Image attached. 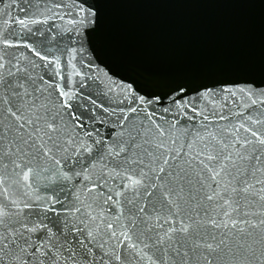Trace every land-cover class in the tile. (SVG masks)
<instances>
[{"label":"snow or ice","instance_id":"6c2138e0","mask_svg":"<svg viewBox=\"0 0 264 264\" xmlns=\"http://www.w3.org/2000/svg\"><path fill=\"white\" fill-rule=\"evenodd\" d=\"M74 8V23L81 29L72 31L79 35L95 23V11L87 0H74ZM19 24L27 27L24 19ZM80 39L82 45L85 37ZM0 43L18 46L7 40ZM30 51L48 60L34 48ZM123 90L135 97V106L120 118L119 131L110 133L112 143L103 141L104 148L93 156V145L101 141L88 142L80 137L92 133H73L62 126L57 120L61 113L50 115L44 89L27 68L0 53V264H80L81 260L95 264L96 246L103 250L100 264H264V133L245 129L250 136L241 138L237 135L244 128L241 124L230 133L233 139L210 134L211 139L193 152L195 140L178 143L177 125L187 116L185 109L200 114L196 102L189 100L201 93L183 83L163 93L141 95L131 84ZM238 91L247 96L249 106L264 105V94ZM60 95L71 99L68 93ZM202 95L207 96L208 90ZM168 101L174 115L166 122L161 118L157 123L155 110L141 107L158 103L168 113ZM61 107L70 105L64 100ZM138 108L146 112L152 128L137 125ZM132 113L137 116L129 120ZM224 119L228 117L219 115ZM203 120L211 123L209 115ZM193 174L204 195L186 209L196 199L185 196ZM41 179L71 184L69 191L79 203L55 196V190L35 202L32 191ZM81 186L89 201L86 206L77 191ZM204 201L211 203L201 214L197 209ZM104 205L109 206L110 219ZM161 206L167 207L166 214ZM36 208L39 211L30 215ZM96 208L102 210L94 214ZM49 212L57 217L56 231L49 227ZM76 233L92 245L80 255L77 249L84 242Z\"/></svg>","mask_w":264,"mask_h":264},{"label":"water","instance_id":"95a60500","mask_svg":"<svg viewBox=\"0 0 264 264\" xmlns=\"http://www.w3.org/2000/svg\"><path fill=\"white\" fill-rule=\"evenodd\" d=\"M87 3L93 6L95 23L77 35L72 30L81 26L74 23V0H0V40L18 45L5 47L0 43V53L6 60L18 61L27 68L35 84L44 89L50 115L61 113L57 120L62 126L73 133H92L80 137L88 142L101 141L93 145V156L104 148L103 141L108 140L110 133L119 131L120 118L127 114L128 108L135 106V97L123 90L129 84L141 95L163 93L178 83L201 93L189 100L196 102L200 114L185 109L187 116L177 125L178 143L187 145L195 140L193 152L211 139L210 134L217 139H233L230 133L241 124L244 128L237 132L241 138L250 136L245 129L264 133V123L252 122L264 121V105L249 106L247 96L238 91L244 88L256 96L264 94V0H87ZM20 19L25 20L27 27L19 24ZM32 20L36 22L29 23ZM81 36L85 37L82 45ZM31 48L48 60H40ZM205 89L207 96L202 95ZM61 91L71 99L61 96ZM232 91H236L235 97ZM148 98L145 96V100ZM64 100L70 107H61ZM145 106L147 112L155 110L153 119L157 123L174 115L171 101L168 113L158 103L141 105ZM137 112V125L152 128L146 112L139 108ZM213 112L215 117L211 115ZM241 112L244 115H238ZM221 114L228 119L219 120ZM204 115L210 116L211 123L203 120ZM133 116L137 113L129 114V120ZM83 159L86 162L88 155ZM191 181L185 188V196L196 199L186 204V209L204 195L194 174ZM70 187L66 182L49 184L41 179L34 185L32 197L39 203L40 198L53 195L55 190V196L71 197L72 202L79 203ZM77 191L86 206L89 201L83 194L84 188L81 186ZM210 203L204 201L197 210L203 214ZM56 207L59 209L60 204ZM108 207L104 205L103 210L110 219ZM161 208L166 214L167 207ZM101 210L96 208L94 214ZM36 211L39 209L29 214ZM47 216L51 221L49 227L56 231L57 217L51 212ZM75 237L84 242L77 249L78 255L85 247H92L85 235L76 233ZM92 250L95 264H100L103 250L98 246Z\"/></svg>","mask_w":264,"mask_h":264}]
</instances>
